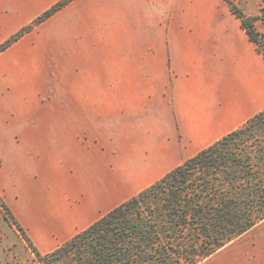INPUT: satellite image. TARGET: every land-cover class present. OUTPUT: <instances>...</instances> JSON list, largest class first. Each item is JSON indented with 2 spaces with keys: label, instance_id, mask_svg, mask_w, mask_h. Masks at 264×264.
<instances>
[{
  "label": "crops",
  "instance_id": "crops-1",
  "mask_svg": "<svg viewBox=\"0 0 264 264\" xmlns=\"http://www.w3.org/2000/svg\"><path fill=\"white\" fill-rule=\"evenodd\" d=\"M39 26L0 52V195L41 254L264 108V57L219 0H70ZM240 244L210 262L264 264V237Z\"/></svg>",
  "mask_w": 264,
  "mask_h": 264
},
{
  "label": "trees",
  "instance_id": "trees-1",
  "mask_svg": "<svg viewBox=\"0 0 264 264\" xmlns=\"http://www.w3.org/2000/svg\"><path fill=\"white\" fill-rule=\"evenodd\" d=\"M69 1L0 43V52ZM230 10L264 57L254 19ZM0 206L38 264H203L264 223V108L47 253L2 199Z\"/></svg>",
  "mask_w": 264,
  "mask_h": 264
},
{
  "label": "rangeland",
  "instance_id": "rangeland-1",
  "mask_svg": "<svg viewBox=\"0 0 264 264\" xmlns=\"http://www.w3.org/2000/svg\"><path fill=\"white\" fill-rule=\"evenodd\" d=\"M230 3L232 5H235L237 8H239L246 17H249L250 19H254L253 24L255 29L259 33L264 34V0H228V2L225 0H219V6L222 8L230 9ZM37 17L38 15L1 16L0 23H2V21L9 19L8 20L9 23L12 24L11 26L12 31H10L9 34L7 33V35L0 41V43L5 41L7 38L18 32L22 28L28 27L29 25H33ZM39 24L34 25L20 39H26V40H35L37 38L43 39L44 36L41 32L42 28L41 26H39ZM45 27H48V25H46ZM57 33L59 34L60 32ZM56 83L54 86H57ZM66 83H67L66 79H61L59 80L58 86L66 87ZM1 199L3 200L2 196L0 195V200ZM261 237H264V223L259 225L251 232H249L247 235L235 241L227 248L239 242H242V244H240L241 246L245 245V246L253 247L259 242ZM0 264H38L36 255L29 247L28 242L22 236L20 231L5 218L1 206H0ZM203 264H212V263L210 262L209 259Z\"/></svg>",
  "mask_w": 264,
  "mask_h": 264
}]
</instances>
